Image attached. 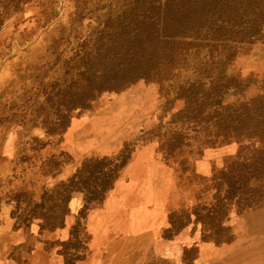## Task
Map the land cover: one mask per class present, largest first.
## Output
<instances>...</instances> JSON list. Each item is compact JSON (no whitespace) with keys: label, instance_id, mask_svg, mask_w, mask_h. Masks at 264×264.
Wrapping results in <instances>:
<instances>
[{"label":"rangeland","instance_id":"374dc122","mask_svg":"<svg viewBox=\"0 0 264 264\" xmlns=\"http://www.w3.org/2000/svg\"><path fill=\"white\" fill-rule=\"evenodd\" d=\"M194 1L0 0V264H264L263 180L235 167L260 162L264 25L236 46L254 4L207 0L241 20L147 35ZM130 28L156 66L100 91Z\"/></svg>","mask_w":264,"mask_h":264},{"label":"trees","instance_id":"16d2710c","mask_svg":"<svg viewBox=\"0 0 264 264\" xmlns=\"http://www.w3.org/2000/svg\"><path fill=\"white\" fill-rule=\"evenodd\" d=\"M207 0H195L194 5L189 7V10L181 8L179 10H161L159 13V18L161 19V33L159 30L151 31L148 30L150 24L145 22L144 27L148 30V36L150 37L153 34L168 37H175L178 36V26L181 25V22L193 16V18H198L200 16L207 18V20L217 16V25H219L218 29L222 31L223 29L228 28L226 26L230 24V21L233 20H241L239 19V10H218V9H210L206 7ZM241 4L244 2H250L254 4V9H252L251 16L246 20L245 24L240 25H232V29L236 28L234 32L236 37L232 39L234 45H242L243 43L250 42L252 38L256 37L259 34V27L264 25V0H238ZM232 9V8H227ZM229 14V15H226ZM225 16H232L228 17L229 19L225 20ZM129 37V46L125 48L126 51L123 50L122 44H117L118 52L115 56L110 60L111 61V79H104L100 87V91H115L119 90L120 88L132 83L136 82L140 79H147L153 69L156 66L154 60L157 58L155 57L158 53L157 45H155V41H151L150 39H142L140 36L144 35L143 31H140V28H130ZM105 78V76H103ZM259 106L264 107V102L261 100L258 101ZM248 106H246V110L243 111L245 119L248 117L247 112L249 111ZM260 112V111H259ZM245 119H242L240 122L239 128L242 127L245 130L246 127ZM242 126V127H241ZM244 132V131H243ZM250 132V131H247ZM246 134V133H244ZM248 138H254L255 141L258 142L259 147L254 150V154H257V158H260V162L257 163L256 161L252 160L251 162H246L244 159L241 162L236 163V169L239 170L236 182L238 185H242L244 187L247 186L249 181L254 180H263V185L259 186L255 192L251 193V197L255 196L256 192H261L264 190V115L259 113V117L255 119L254 130L253 133L249 135H243ZM254 157V156H253ZM230 172L234 171L232 167ZM227 171V172H228ZM111 178V176H107V179ZM234 178L229 176V189L228 194L229 196H233L232 192L234 190V184L232 183Z\"/></svg>","mask_w":264,"mask_h":264}]
</instances>
